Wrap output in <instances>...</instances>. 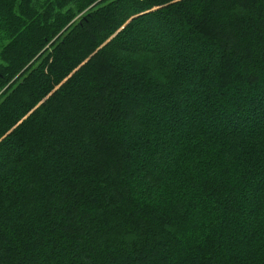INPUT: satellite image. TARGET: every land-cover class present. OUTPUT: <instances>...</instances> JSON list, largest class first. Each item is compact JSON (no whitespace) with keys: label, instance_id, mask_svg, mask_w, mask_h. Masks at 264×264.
I'll return each instance as SVG.
<instances>
[{"label":"trees","instance_id":"16d2710c","mask_svg":"<svg viewBox=\"0 0 264 264\" xmlns=\"http://www.w3.org/2000/svg\"><path fill=\"white\" fill-rule=\"evenodd\" d=\"M20 1L0 264H264V0Z\"/></svg>","mask_w":264,"mask_h":264},{"label":"rangeland","instance_id":"374dc122","mask_svg":"<svg viewBox=\"0 0 264 264\" xmlns=\"http://www.w3.org/2000/svg\"><path fill=\"white\" fill-rule=\"evenodd\" d=\"M18 1H20V0H18ZM44 1H47V0H39L40 4H43ZM81 1H83V0H81ZM84 1H85L86 5L92 4L91 6H94L98 3L108 2L107 0H96V1L95 0H84ZM21 2H22V0L20 1V4H21ZM52 2H54L53 5H46L44 7H41L40 5H38V9H40V7H41V9H43L44 13H45V10L51 8L53 14H55V13L58 14L59 10L65 12L66 9L70 6L75 11L76 6L78 5V2H80V1L79 0L78 1L77 0H65L64 3H62V7H60L59 0H57V1L53 0ZM65 2L67 4H65ZM89 8L90 7L87 6V9H89ZM47 19L54 20L55 17H47ZM4 35L5 34H3V31H1V29H0V61H4L3 57L6 56V54H4V50L6 49L7 45L10 43V40L6 37V35L5 36ZM110 39H111V37L104 44H106ZM130 44L135 45V46H140L139 48L145 49L147 46H150L151 43H149L144 38L140 37V39L138 40V42H136V44L133 42H130ZM12 81L13 80H11V81H9L7 79L4 80L3 78L0 77V95L6 88L9 87V85L12 83ZM241 93H243L242 89H241Z\"/></svg>","mask_w":264,"mask_h":264},{"label":"snow or ice","instance_id":"6c2138e0","mask_svg":"<svg viewBox=\"0 0 264 264\" xmlns=\"http://www.w3.org/2000/svg\"><path fill=\"white\" fill-rule=\"evenodd\" d=\"M168 5H160L159 7H166ZM262 118H264V110H262ZM11 133H9L8 135H10ZM8 138V136L5 137H0V142H4L6 139Z\"/></svg>","mask_w":264,"mask_h":264}]
</instances>
